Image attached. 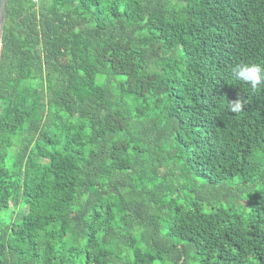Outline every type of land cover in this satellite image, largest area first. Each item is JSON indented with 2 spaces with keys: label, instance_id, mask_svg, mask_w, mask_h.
<instances>
[{
  "label": "trees",
  "instance_id": "16d2710c",
  "mask_svg": "<svg viewBox=\"0 0 264 264\" xmlns=\"http://www.w3.org/2000/svg\"><path fill=\"white\" fill-rule=\"evenodd\" d=\"M2 42L0 264H264V0H7Z\"/></svg>",
  "mask_w": 264,
  "mask_h": 264
},
{
  "label": "clouds",
  "instance_id": "9594fccd",
  "mask_svg": "<svg viewBox=\"0 0 264 264\" xmlns=\"http://www.w3.org/2000/svg\"><path fill=\"white\" fill-rule=\"evenodd\" d=\"M231 71L234 80L250 83L253 89L264 83V64L241 63L234 66ZM245 103L246 101L239 97L234 101H229V106L233 113H240Z\"/></svg>",
  "mask_w": 264,
  "mask_h": 264
},
{
  "label": "water",
  "instance_id": "95a60500",
  "mask_svg": "<svg viewBox=\"0 0 264 264\" xmlns=\"http://www.w3.org/2000/svg\"><path fill=\"white\" fill-rule=\"evenodd\" d=\"M6 2L7 0H0V58L3 49L2 37H3V28L5 23Z\"/></svg>",
  "mask_w": 264,
  "mask_h": 264
},
{
  "label": "rangeland",
  "instance_id": "374dc122",
  "mask_svg": "<svg viewBox=\"0 0 264 264\" xmlns=\"http://www.w3.org/2000/svg\"><path fill=\"white\" fill-rule=\"evenodd\" d=\"M0 214H2V211H0Z\"/></svg>",
  "mask_w": 264,
  "mask_h": 264
},
{
  "label": "built area",
  "instance_id": "2783aa9c",
  "mask_svg": "<svg viewBox=\"0 0 264 264\" xmlns=\"http://www.w3.org/2000/svg\"><path fill=\"white\" fill-rule=\"evenodd\" d=\"M34 1H36V0H34Z\"/></svg>",
  "mask_w": 264,
  "mask_h": 264
}]
</instances>
